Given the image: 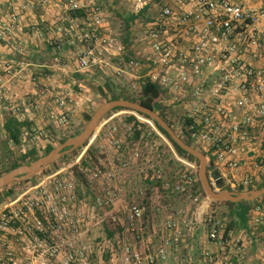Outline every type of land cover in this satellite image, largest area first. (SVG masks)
Returning <instances> with one entry per match:
<instances>
[{
	"label": "rangeland",
	"instance_id": "obj_1",
	"mask_svg": "<svg viewBox=\"0 0 264 264\" xmlns=\"http://www.w3.org/2000/svg\"><path fill=\"white\" fill-rule=\"evenodd\" d=\"M68 1L26 0L21 2L19 9L12 12L6 11L4 6L0 9V44L7 45V47L0 45V83L4 84L3 88L11 103L9 111L3 110L2 121H0V172L8 168L13 159L31 147L34 146L36 154L40 155L44 152L46 145L50 144L55 147L62 137L81 131L88 121L85 116L89 114L91 117L103 102V96L99 93L97 86L106 79L121 85L127 84L132 90L138 91L139 86L136 83L135 75L143 69H147V57L153 56V51L149 48L148 30L155 18L159 16L162 8L169 7L173 12V16L166 20L168 24L164 37L177 42L179 38L181 39L183 28L187 25L182 22L181 18L189 0H151V5L144 15L129 24L127 22L132 10L127 0H84L88 10L94 7L101 10L105 25L96 30L95 26L90 25V22L83 27L80 22L74 21L70 23L69 27L64 20L62 21L63 15L68 10L66 6ZM238 1L247 8L260 9L264 5L259 0ZM38 2L48 8L45 15L52 24H48V26H45L44 22L37 24L34 17L28 20L30 14L26 15V12L34 11ZM27 3H32L30 9L24 8ZM12 15L19 17L14 21ZM56 18H59L57 21L60 22L59 26L56 25ZM149 18H154V20H147ZM25 20L28 22L26 26L23 25ZM127 24L130 27L128 32L130 46L126 51L131 50L130 58L139 62V68H133L128 62L123 68H120L114 62V57L119 56L122 52L120 51L117 56L114 54L117 51V46L123 45ZM6 25L11 27L9 32H4L5 29L2 28ZM23 26L31 28L29 35H22ZM259 27L261 32H258L255 37L258 43H261L258 51H262L264 50L262 49L264 47V24ZM24 32L26 33V31ZM59 33L66 39L62 38ZM103 34H108L113 38L111 46L108 47L103 42L91 43V37L99 35L97 38H101ZM82 40L85 41L86 46L81 42ZM17 42L23 43L18 44ZM47 43L52 44L51 48L46 47ZM54 43L55 46H53ZM88 47L92 49V53L85 56L89 65L86 69L80 70L77 67V62L82 56L81 50ZM239 47L245 54L252 53L250 46L247 48L239 42ZM6 55L11 60H7ZM35 72H40L36 78L33 77ZM76 74L81 75L77 76ZM108 95L107 93L106 96L108 97ZM58 98L64 101V105L58 108L60 111L57 110L56 99ZM165 101L163 103L170 108L173 119L176 121L188 111L182 101L170 105ZM7 113L15 115L20 121L32 122L36 129L35 133L23 128L21 142L14 144L8 139L3 129V117ZM123 115H134L140 122L149 124L158 137H153L142 145H130L126 141L125 125L122 123ZM104 117L85 147L68 154L65 158H60L28 181L12 184L0 190V196L3 198L0 208L3 203H9L25 191H29L36 197V193L41 187L47 192H53L54 187L62 183L66 185V188L61 190V195L68 196L72 193L76 195L75 216L78 218V223L74 241L79 252L78 259H82L87 264H135L133 253L137 251L141 253L142 263L149 264L145 260V255L154 254L162 246H165L166 260L154 264H171L169 259L175 264H185L188 261L190 264H197L200 250L203 248L211 250L209 248L211 242L208 243L206 238L207 223L211 218L216 217L222 218L228 223L231 220L229 216H225L228 206L213 205L212 200L206 196L199 197L198 200L189 197L173 198L170 195H163L156 186L150 188L147 196L149 185L145 179L155 177L158 167L166 165L168 170H172L175 164L171 162V159L174 157L186 168H189L190 175L194 179L197 174L198 162L180 158L168 139L153 128V123L137 113L120 110L112 113L108 118ZM105 126L112 127L113 134L118 138L111 140L108 134L100 136L101 130ZM261 126H264V121H261L255 130L251 129V134L254 137L257 138ZM38 131L42 133L40 137H36ZM95 142L100 144L103 157H100L98 164L92 169L84 171L81 167L79 168V171L86 173L87 178L85 186L79 185L77 177L71 169L80 163L87 146ZM121 143H124L126 147L127 157L125 160L116 154ZM195 146L197 149L205 150L197 143ZM260 147L264 149L261 142ZM97 169L101 172L95 176L94 173ZM213 174L214 172H208L213 187L220 190L213 181ZM262 180H264V176H262ZM262 180L260 182L252 181L247 187L257 188ZM178 182L170 181L172 185H177L180 189L185 186L186 193L190 190V184L184 183V186L181 187L183 182L179 185ZM37 185L40 187H36ZM86 186L88 191H86ZM78 188L82 192L81 198L78 195ZM233 191H237V189H233ZM39 196L41 195L39 194ZM144 197L147 199V204L140 205L137 198ZM96 199L101 200V205L96 204ZM110 200L113 202L112 204H110ZM260 200L253 201L255 202L253 207L264 204ZM132 203L143 207L142 219L133 224L127 218V208ZM146 211L147 217L144 218ZM173 219L178 220L180 225L179 240L176 243L171 239L173 233L166 229V222ZM230 228L235 233H245V226L238 219L234 220V225ZM105 229L113 231V238L107 236ZM63 230L64 239L71 238L67 224L64 225ZM247 231L259 239H262L261 236L264 235V228L257 225L249 226L248 224ZM185 244L188 245L186 248ZM125 246L130 248V253L127 255L124 253ZM185 249L189 253L182 255V250ZM62 250L61 255L65 258L68 255L66 244ZM172 251L177 253L174 258L171 257ZM220 254L223 256L222 252ZM184 259H188V261L184 262ZM256 261L259 262L261 259H256ZM78 263L76 260L71 264Z\"/></svg>",
	"mask_w": 264,
	"mask_h": 264
},
{
	"label": "built area",
	"instance_id": "obj_2",
	"mask_svg": "<svg viewBox=\"0 0 264 264\" xmlns=\"http://www.w3.org/2000/svg\"><path fill=\"white\" fill-rule=\"evenodd\" d=\"M127 1L133 13L151 5V0ZM259 2L264 4V0ZM66 6L68 9L86 8L84 0H69ZM31 7L32 3L24 6L27 9ZM182 15V22L187 23L186 33L190 30L193 34L187 52L178 51L174 43L163 36L166 20L173 16V12L169 7L162 8L148 30L153 56L147 57L144 76L165 90L163 101L166 100L169 105L184 103L188 110L186 115L193 119L190 128L194 141L205 151L211 150L215 169L224 165L237 171L240 160L245 156L254 159L256 166L264 170V149L256 142L250 129L255 122L264 121V50L258 51L259 43L255 37L260 32L259 26L264 24V5L256 9L247 8L238 0H189ZM18 17L12 15V20ZM89 22L96 29L105 25L98 7L88 11L86 23ZM2 28L4 32L11 29L9 25ZM99 42L109 47L113 38L108 34H103L101 38L96 36L95 44ZM239 42L247 48L253 47L252 54L262 60L261 66L235 54L240 49ZM116 50L114 54L117 56L122 46L118 45ZM81 51L77 67L83 70L89 65L85 56L91 54L92 49L88 47ZM131 66L139 68L140 64L135 61L131 62ZM141 77L135 75L137 79ZM3 85L0 83V121L3 110L11 109L10 98ZM56 102L60 111L58 108L64 105V101L58 98ZM37 134L36 137H40L42 133L38 131ZM100 172L97 169L95 176ZM235 172L226 179L229 186L247 187L251 184L248 175L238 178ZM191 183V177H186L185 184ZM63 188L66 185L62 183L56 185L53 192L41 187L36 197L25 191L9 203H3L0 208V264H71L76 260L78 264H87L78 259L79 252L74 241L78 223L75 216L76 195H61ZM96 204L101 205V200L96 199ZM142 208L137 203L127 208V218L132 224L142 219ZM251 218L254 223L264 225V209L256 206ZM66 224L71 236L67 240L62 233ZM207 224L210 226L207 240L227 251V254L220 256L217 251L203 248L197 264H240L234 261V257H243L241 238L230 231L224 236V224L218 218H211ZM166 229L173 233L172 241L178 242L179 221H167ZM64 244L68 251L65 258L61 255ZM124 253L129 254L130 248L125 246ZM145 256L149 264L164 261L167 258L166 247L162 246L156 253ZM133 262L143 264L141 253H133Z\"/></svg>",
	"mask_w": 264,
	"mask_h": 264
},
{
	"label": "trees",
	"instance_id": "obj_3",
	"mask_svg": "<svg viewBox=\"0 0 264 264\" xmlns=\"http://www.w3.org/2000/svg\"><path fill=\"white\" fill-rule=\"evenodd\" d=\"M148 10V8H145L144 10H142L139 13H131V15L129 16V20H128V24L135 21L136 19H139L140 17H142V15H144V13ZM88 9L87 8H81V9H68L66 11V13L63 15V19L65 24L67 26L70 27V23L74 22V21H78L80 22V25L84 27V25L86 24L87 21V13H88ZM38 20L40 22V19L38 17ZM149 21L154 20L149 18L147 19ZM126 25V34L123 37V45H122V52L119 56L114 57V62L116 65H118L120 68H123L125 66V64L131 63V62H135L130 58L131 55V50L126 51L127 47L130 46V41H129V25ZM97 30V29H96ZM99 36V35H97ZM65 38L66 37H62ZM95 37H91V43H95ZM86 40V39H84ZM82 40L81 42L86 46L85 41ZM82 44V45H83ZM52 44L47 43L46 47L47 48H51ZM55 46V43L54 45ZM83 46V47H85ZM146 69H143V71L139 72V75H142L141 78L136 80V83L139 86L138 91L132 90L129 85L127 84H123L121 85L120 83H116L110 79H106L101 85L97 86V89L99 91V93L103 96V102H106L107 100H113V99H127L130 101H134L137 103H140L150 109H152L153 111L157 112L159 114L160 117H162L164 119V121L175 131V133L178 134V136L188 145L196 147L195 146V141L194 138L192 136V129L190 128L191 124L193 123V119L191 117H189L188 115H186V113L184 115H181L179 117V119L176 121L173 119V114L170 111V108L167 107L164 103L163 100L166 97L165 96V90L159 86L157 83L153 82L150 80L149 77L144 76ZM79 72V71H78ZM40 74V72H35L33 74V77H37ZM77 76H80L81 74H76ZM34 78V79H35ZM107 93L109 94L108 97L106 96ZM120 110H129V109H125V108H115L113 109L111 112H109L107 115H105L104 118H108L112 113L120 111ZM138 115L149 119L146 115H143L141 113H137ZM90 115L87 114L85 116L86 120H89ZM122 123L125 125V130H126V141L127 143H129L130 145H134V144H139L142 145L145 143V141L153 138V137H158V135L155 133V131L150 127L149 124L147 123H142L140 122L134 115H123L122 117ZM155 127L157 128V130L163 134L168 141L172 144L176 154L183 159H186L187 161L190 162H197V160L191 156L190 154H188L187 152L183 151L171 138L170 136L167 134L166 131H164L156 122H153ZM109 126V125H107ZM23 128L29 129L30 132L35 133V127H33V123L28 121V120H22L20 121L15 115H11L10 113H7L4 115L3 117V129L6 132L8 139L10 141H12L14 144H19L21 142V135L23 133ZM80 132V130L78 132H76L73 135L67 136V137H62L61 139L58 140V143H62L64 140H66L69 137H72L74 135H77ZM105 134H108L112 139H117V135H114L112 132V127L108 128V127H104L101 130L100 136H104ZM257 138H259V134L257 133ZM261 140V139H260ZM262 146H264V142L261 141ZM54 146L53 145H46V148L44 150V152L40 155L36 154L35 151V147H31L28 151H26L25 153H21L19 155V157H17L16 159H13L8 168H6L4 171L0 172V175L7 172L8 170L15 168L23 163H28L30 161H33L35 159H37L39 156L46 154L47 152H49ZM84 146L78 148L76 151L82 149ZM125 144L121 143L118 152L116 153L117 156H120L122 158V160H125V158L127 157V153L125 152ZM200 151H202L203 153H205V155L208 157L209 162H208V166H207V174L208 172H214L216 171V169L214 168V155H212L211 150L210 151H205L201 148H198ZM101 147L100 144L98 142L92 143L90 145L87 146L84 155L82 156V158L80 159V163L77 165H74L72 167V172L75 174V176L77 177V182L79 185L83 184L84 186L87 183V178H86V173L83 171H79V168L81 167L82 170H89L94 168L97 164H98V160L100 159V157H103L102 153H101ZM68 155L63 156L62 158L67 157ZM171 162H173L175 164L174 168L172 170H168L166 165H162L160 167H158L159 169H157V174L155 177H153L152 179H150L149 177H147L145 179V182L149 185V187L147 188V196L149 195V190L152 186H156L158 187L159 191L163 194V195H170L173 198H185V197H189L190 199H195L198 200L199 197H205V194L201 188L200 182L198 180L197 174L195 176V178L193 179L191 177V172L189 171V168H186L180 161L176 160L174 157L171 159ZM118 163V162H117ZM54 164V163H53ZM168 164V163H167ZM191 177L192 179V183H191V188L190 190L186 193L184 190V183H185V179L186 177ZM173 180V181H179L178 185L181 184L183 182V184H181L182 188L180 189V187H178L177 185L174 186L170 183L169 181ZM264 186V180H262L261 184L259 186H257V188ZM86 191L87 190V186L85 187ZM229 189V188H228ZM237 191H241V190H246V189H252V187H243V186H239L238 188H236ZM220 190H222V188H220ZM78 195L81 198L82 197V192L81 190L78 188ZM2 197L0 196V202L2 201ZM257 200H260L257 199ZM255 200V201H257ZM262 202H264V196L261 197ZM137 202L143 205L147 204V199L146 197L138 199L137 198ZM211 203L213 205H217V204H223L228 206V211L227 214L225 216H229L231 218V220L227 223V221L224 219L222 220V218L220 219L222 224H224V236L228 235V232L230 231L231 233L233 232V230L230 228L231 226L234 225V220L238 219L244 226H245V231L247 232V225L249 223H254V221L251 218V214L254 211V208L256 206L253 207V201H248V202H239V203H232V202H217V201H211ZM257 206H260L262 209H264V204H258ZM147 217V211L146 213H144V218ZM217 218V217H216ZM216 218H213V220H215ZM256 224V223H254ZM257 226H260L262 228H264V225L261 224H256ZM210 229V226H207V234L208 231ZM107 232V236L109 238H113V231H110L109 229H105Z\"/></svg>",
	"mask_w": 264,
	"mask_h": 264
},
{
	"label": "water",
	"instance_id": "obj_4",
	"mask_svg": "<svg viewBox=\"0 0 264 264\" xmlns=\"http://www.w3.org/2000/svg\"><path fill=\"white\" fill-rule=\"evenodd\" d=\"M129 109L133 113H141L146 115L150 122H156L170 138L185 152L193 156L198 162L197 177L205 196L217 202H248L255 201L264 196V186L259 188L246 189L241 191L218 190L213 187L212 181L207 174L208 158L202 151L186 144L175 131L164 121L159 114L152 109L127 99H113L102 103L91 115L84 128L72 137L67 138L62 143L53 147L49 152L39 156L37 159L28 163H23L15 168L8 170L0 175V190L11 186L12 184L28 181L34 175L43 171L49 165L55 163L65 155L71 154L78 148L86 146L96 129L100 125L103 117L115 108ZM153 128L159 133L157 128L152 124ZM259 136L264 142V126H261ZM215 185L221 183V175L216 170L213 174Z\"/></svg>",
	"mask_w": 264,
	"mask_h": 264
},
{
	"label": "crops",
	"instance_id": "obj_5",
	"mask_svg": "<svg viewBox=\"0 0 264 264\" xmlns=\"http://www.w3.org/2000/svg\"><path fill=\"white\" fill-rule=\"evenodd\" d=\"M22 1H26V0H0V9L2 8V6H4V8H6V11L12 12V11H14L16 9H19V5H21ZM36 5H38V6H36L37 10L36 9L34 11L28 10V12H26V15L30 14V16L28 17V20H31V18L34 17L35 22H37V24H38V22H39L38 17H39V19H40L39 23H43L44 22L43 24L45 26H48V24H52L51 22H49L47 20V17L45 15L47 13V11H48V8L46 6H44V4L43 5L39 4V2ZM58 20H59V18H56L55 22H56V25L59 26L60 22L58 23L57 22ZM27 24H28V22H26V20H25L23 25L26 26ZM24 26H23L22 30L26 31V33L24 31H22L24 33V34L22 33V35H26V34L29 35L31 33V28L30 27L25 28ZM166 26L164 27V33L163 34H165V32L167 31ZM32 28H34V27H32ZM183 29L184 30L182 31L181 39L179 38L177 40V42H175V40H173L171 38H168V37L167 38L165 37V38L170 40L172 43H174V45L176 46L178 51L181 50V51L187 52L186 48L188 47L189 39H191L190 37L193 34L191 33L190 30H189L188 33H186L187 28L186 29L183 28ZM59 35L62 36V37L64 36L61 33H59ZM19 38L22 39L21 37H19ZM17 43L18 44H22L23 42H20V43L17 42ZM3 44H0V45L4 46V47H7V45H3ZM260 44L261 43L259 42V45ZM262 48H264V47H262ZM242 50L243 49L237 51V53H235V54H237V56H239V57L245 58L247 62H253L257 66H261L262 65V60H260L257 57H255L254 56L255 53H253V54L252 53L251 54H245V53L242 52ZM252 50H253V47H250V51L251 52H252ZM5 58L7 60H11V58L8 55H6ZM259 125H260L259 122H255L250 129H254L255 130L256 126H259ZM257 130H258V128H257ZM255 140H256L257 143L260 144V142H261L260 136H259V138H256ZM218 169H219L218 172L221 175V183L216 185V187L222 188V190H232L233 191V189H236L237 187L232 188L231 186H229L226 183V179L230 178L231 177V173L235 172L236 170L227 168L224 165H220L218 167ZM235 174L237 175L238 178H241L244 175H248L249 178H251V182L252 181L260 182L262 180V176H264V171H262L261 169H259V167L256 166V162L254 161V159H250L249 157L243 156L242 159L239 162V169H237ZM243 187L247 188L246 186H243ZM251 225H256V224L251 222V223H249V226H251ZM235 234H237L241 238V242H242V244L244 246V254H243V257L241 259L240 258L237 259L236 257H234V261H238L240 264H264V235L261 236L262 239H259L257 236H253L252 233H250L249 231H247V232L245 231V233L244 232L243 233L239 232V233H235ZM208 243H210V241ZM210 244L211 245L209 246V248L211 250L217 251L218 255L222 256L220 254V252L223 253V256H225L227 254V251L219 249L218 247H216L215 244H212V243H210ZM187 246H188L187 244L184 245L185 248ZM185 253H189V252L186 249L182 250V255H184ZM174 255L176 256L177 253L172 251L171 252V257L174 258ZM259 258L261 259V261H259V262L256 261V259L259 260ZM169 260H170L171 264H175V262H172L171 259H169ZM185 260L188 261V259H184V262H186ZM179 264H182V263H179ZM185 264H190V263L188 261Z\"/></svg>",
	"mask_w": 264,
	"mask_h": 264
}]
</instances>
